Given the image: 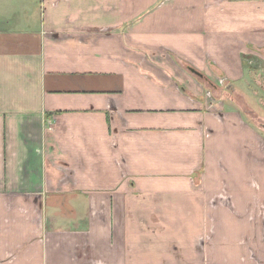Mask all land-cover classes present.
Here are the masks:
<instances>
[{
    "label": "crops",
    "instance_id": "obj_1",
    "mask_svg": "<svg viewBox=\"0 0 264 264\" xmlns=\"http://www.w3.org/2000/svg\"><path fill=\"white\" fill-rule=\"evenodd\" d=\"M253 46L264 0H0V264H264V144L203 94Z\"/></svg>",
    "mask_w": 264,
    "mask_h": 264
},
{
    "label": "rangeland",
    "instance_id": "obj_2",
    "mask_svg": "<svg viewBox=\"0 0 264 264\" xmlns=\"http://www.w3.org/2000/svg\"><path fill=\"white\" fill-rule=\"evenodd\" d=\"M5 6V5H4ZM8 5L2 10L6 11L8 15ZM253 51L240 47V69L241 76L239 80H227L223 77H217L214 80L203 81L205 86L203 94L206 95V103L210 110L216 112V106L221 105L223 111L236 110L245 124L251 125L255 136L260 143L264 144V47L253 46ZM185 70L191 75L198 74L197 69L191 66H185ZM192 72V73H191ZM194 73V74H193ZM222 111V110H221ZM218 112L220 110L218 109ZM262 156V157H261ZM263 155L258 156V159L263 160ZM197 179V180H196ZM193 178V181H200V175L197 178ZM226 204H229L226 198ZM257 203H263L260 201V197L257 199ZM179 201V200H178ZM232 202V198L230 199ZM208 204L214 206L219 204L216 200H210ZM230 212L234 213V208L229 204ZM189 211L187 215H192ZM246 216L249 218L262 217L263 225L257 226L258 236L264 243V208L258 207L256 210L245 211ZM236 214V212L234 213ZM83 260L84 258H80Z\"/></svg>",
    "mask_w": 264,
    "mask_h": 264
}]
</instances>
